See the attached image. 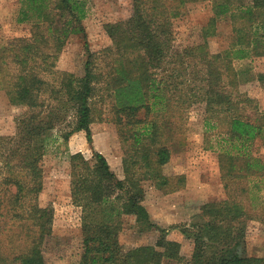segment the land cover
Returning <instances> with one entry per match:
<instances>
[{"label":"trees","instance_id":"1","mask_svg":"<svg viewBox=\"0 0 264 264\" xmlns=\"http://www.w3.org/2000/svg\"><path fill=\"white\" fill-rule=\"evenodd\" d=\"M199 1L133 0L126 19L104 23L109 46L93 51L84 43L83 73L77 76L57 70L55 62L69 34L85 39L86 1L21 0L19 19L29 23V35L0 44V84L8 101L25 109L15 133L0 136V220L6 232L14 231L11 240L23 239L24 245L7 253L0 246V264H46L42 244L51 234L53 209L38 202L46 140L50 131L67 127L63 139L84 130L90 141L91 123L101 117L97 106L104 102L121 141L124 177L118 178L99 152L92 161L80 153L70 156L71 193L83 201L84 211L82 252L75 264H264V256L246 254L241 240L245 220L264 224V202L258 211L245 202L248 177L258 176L264 190V160L243 150L263 137L264 112L252 118L239 114L251 99L239 93L232 65L233 59L264 56V0L213 1V14L202 28L204 42L177 52L172 21ZM227 17L235 46L210 52L207 42L216 35V22ZM187 62L198 67L189 72L199 81L195 91L203 96L197 97L209 109L215 104L217 115L224 113L220 121L237 150L218 154L227 197L201 204L195 222L165 228L149 219L141 182L150 180L163 192L184 185L183 175H166L163 167L188 105L180 93L187 85ZM256 79L264 88V72ZM121 214L156 229L155 243L123 250L117 238ZM169 229L193 243L185 262L180 244L167 238Z\"/></svg>","mask_w":264,"mask_h":264},{"label":"rangeland","instance_id":"2","mask_svg":"<svg viewBox=\"0 0 264 264\" xmlns=\"http://www.w3.org/2000/svg\"><path fill=\"white\" fill-rule=\"evenodd\" d=\"M87 14L82 21L85 39L79 34H69L55 62L57 70L68 71L77 76L83 73L85 60V42L93 51L111 44L104 30V23L126 19L132 12L133 0H85ZM202 0L190 3L186 9L172 21L174 39L173 50L180 52L186 46L204 42L202 28L212 16V2ZM246 2L247 0H235ZM21 0H0V44L13 37L28 36L29 23L20 20ZM234 34L229 18L216 22V35L207 42L210 52H223L234 47ZM186 65V64H185ZM184 65V66H185ZM232 65L239 75V93L251 100L244 104L240 115L252 118L258 112H264V88L256 79L264 72V56H247L233 59ZM185 78L187 85L180 91L188 105L183 106L179 127L175 133L174 151L164 165L163 172L169 176H184V185L171 192L156 189L150 180L141 182L144 189L142 205L149 219L160 227L168 228L173 224L195 222L199 206L205 202L225 199L226 190L221 180L218 154L228 150L235 153L225 134V123L221 115L215 113V104L209 109L203 96L195 91L199 81L190 71L198 68L187 62ZM195 78V79H194ZM100 102V101H99ZM99 113L91 123V139L87 140L84 130L75 131L63 139V130L55 128L49 132L41 165L43 170V188L38 195L40 205H51L53 218L51 234L42 244L46 264H75L82 252V227L84 221L83 201H76L71 193L70 156L80 153L84 159L92 161L94 152L101 153L115 175L124 177L122 167L123 149L112 115L106 103L98 104ZM24 107L12 105L5 89L0 84V136L15 133L17 118ZM219 118V119H218ZM243 150L264 160V135L246 143ZM247 193L245 202L255 211L264 202L263 183L257 176L245 181ZM118 221V242L123 250L140 245L155 243L158 232L154 228L142 227L133 214H121ZM12 227V226H11ZM0 220V246L6 253L19 251L24 245L23 239L11 240L14 231L7 232ZM15 228V227H14ZM242 243L246 254L264 256V224L255 218L245 220L242 227ZM17 231V228H16ZM10 238V241H9ZM167 238L180 244L181 262L190 257L192 241L185 238L177 229H169ZM12 248V250L10 249ZM186 264V263H185Z\"/></svg>","mask_w":264,"mask_h":264}]
</instances>
